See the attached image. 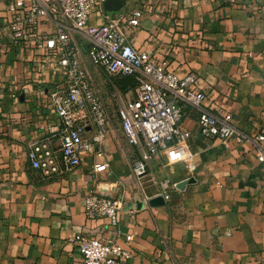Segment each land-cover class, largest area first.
Instances as JSON below:
<instances>
[{"label": "crops", "instance_id": "1", "mask_svg": "<svg viewBox=\"0 0 264 264\" xmlns=\"http://www.w3.org/2000/svg\"><path fill=\"white\" fill-rule=\"evenodd\" d=\"M125 2L119 11L143 10L131 44L180 76L197 74L195 89L206 101L201 108L177 103L181 128L192 136L166 141L139 181L132 165L141 149L113 136L104 148L107 171H93L98 159L89 151L75 170L43 178L29 164L27 144L61 129L46 96L43 56L13 44L0 24V264H84L80 234L130 250L122 264H264V166L250 140L264 131V0ZM5 9L0 0V17ZM103 10L92 24L103 23ZM93 71L101 80L102 70ZM203 111L231 114L249 140L205 139ZM163 182L171 201L151 206ZM93 192L125 202L117 226L87 218Z\"/></svg>", "mask_w": 264, "mask_h": 264}, {"label": "built area", "instance_id": "2", "mask_svg": "<svg viewBox=\"0 0 264 264\" xmlns=\"http://www.w3.org/2000/svg\"><path fill=\"white\" fill-rule=\"evenodd\" d=\"M5 1L0 24L10 32L13 44L41 52L42 77L50 86L47 100L61 126L58 133L33 137L27 144L29 164L43 178L75 170L81 154L89 151H94L98 159L93 171H107L104 148L113 136L118 145L124 138L141 149V159L132 165L139 181L147 172V163L158 156L166 141L184 142L192 136L181 128L177 103L201 108L207 95L195 89L196 73L180 76L168 69L167 62H159L131 44L130 30L139 25L141 8L107 12L103 10L106 0ZM98 8L103 10V23L92 24ZM92 68L102 70V82ZM126 77H132L134 85L121 88L116 81ZM117 124L122 135L117 132ZM199 134L226 145L249 140L229 113L203 111ZM250 140L257 161L264 166V131ZM120 151L126 154L122 146ZM162 185L161 195L170 202L169 186L167 182ZM124 204L121 198L93 192L85 199V215L88 219H109L117 226ZM75 240L84 264H122L132 257L130 250L113 241L83 234ZM131 241L132 236H126V242Z\"/></svg>", "mask_w": 264, "mask_h": 264}, {"label": "water", "instance_id": "3", "mask_svg": "<svg viewBox=\"0 0 264 264\" xmlns=\"http://www.w3.org/2000/svg\"><path fill=\"white\" fill-rule=\"evenodd\" d=\"M125 0H106L104 3V8L107 12H117L119 11L124 5H125ZM193 180H189V181H184L180 184H177V188H183L185 186V184H187L188 182H192ZM149 204L151 206H160V205H164L165 204V200L163 198V196L159 195L156 196L155 198H152L149 201Z\"/></svg>", "mask_w": 264, "mask_h": 264}, {"label": "trees", "instance_id": "4", "mask_svg": "<svg viewBox=\"0 0 264 264\" xmlns=\"http://www.w3.org/2000/svg\"><path fill=\"white\" fill-rule=\"evenodd\" d=\"M117 84L121 87L124 88L125 86H129V85H134V79L132 77H126V78H122L119 79L117 81Z\"/></svg>", "mask_w": 264, "mask_h": 264}, {"label": "rangeland", "instance_id": "5", "mask_svg": "<svg viewBox=\"0 0 264 264\" xmlns=\"http://www.w3.org/2000/svg\"><path fill=\"white\" fill-rule=\"evenodd\" d=\"M92 70H93V68H92ZM94 72V71H93ZM100 77H101V80H103L104 78H105V75H104V73H100ZM116 83H117V81H116ZM109 88H107V92L109 93V90H108ZM124 139V138H123Z\"/></svg>", "mask_w": 264, "mask_h": 264}]
</instances>
